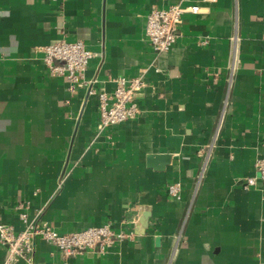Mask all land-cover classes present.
<instances>
[{
	"label": "crops",
	"instance_id": "1",
	"mask_svg": "<svg viewBox=\"0 0 264 264\" xmlns=\"http://www.w3.org/2000/svg\"><path fill=\"white\" fill-rule=\"evenodd\" d=\"M171 3L200 9L156 53L147 14ZM61 39L93 52L91 85L73 92L46 68L39 48ZM142 67L139 116L99 131L98 91ZM163 153V169L148 164ZM261 157L264 0H0V222L22 229L24 210L61 232L134 231L68 258L38 238L34 264H264V184L243 187Z\"/></svg>",
	"mask_w": 264,
	"mask_h": 264
},
{
	"label": "built area",
	"instance_id": "2",
	"mask_svg": "<svg viewBox=\"0 0 264 264\" xmlns=\"http://www.w3.org/2000/svg\"><path fill=\"white\" fill-rule=\"evenodd\" d=\"M199 5L185 7L181 3H171L166 7H152L147 14L145 37L156 53L170 51L179 37V27L185 12L198 13ZM43 61L53 76L62 77L69 83V89L91 85L93 80L86 78V70L93 52L81 40L61 39L41 46ZM237 51L233 56L234 69ZM147 68L142 67L139 73L132 77L117 76L113 80L115 87L112 92L98 91V121L97 128L102 131L108 127L119 125L139 116L141 108L137 96L148 85ZM92 91V89L90 88ZM220 126V125H219ZM257 175L248 176L243 181V187L250 189L261 181L264 184V157L256 162ZM169 196L180 199L182 184L179 181L166 185ZM22 210V207H21ZM20 219L25 227L16 230L13 224L0 222V242L8 247L5 264H14L20 259H26L34 264L33 251L36 239H42L61 250L65 258L85 253L87 251L106 252L118 241L134 237V231L116 232L110 222L92 225L84 229L61 232L47 221L30 219L22 210Z\"/></svg>",
	"mask_w": 264,
	"mask_h": 264
},
{
	"label": "water",
	"instance_id": "3",
	"mask_svg": "<svg viewBox=\"0 0 264 264\" xmlns=\"http://www.w3.org/2000/svg\"><path fill=\"white\" fill-rule=\"evenodd\" d=\"M172 156L170 154H150L148 156V164L157 169H163L168 163L171 162ZM149 214L144 213L140 219V225L143 228L148 222Z\"/></svg>",
	"mask_w": 264,
	"mask_h": 264
}]
</instances>
